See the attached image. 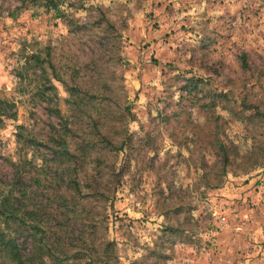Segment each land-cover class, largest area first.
Masks as SVG:
<instances>
[{
    "label": "rangeland",
    "instance_id": "obj_1",
    "mask_svg": "<svg viewBox=\"0 0 264 264\" xmlns=\"http://www.w3.org/2000/svg\"><path fill=\"white\" fill-rule=\"evenodd\" d=\"M50 1L0 0L17 231L86 261L64 264L99 243L110 264H264V0Z\"/></svg>",
    "mask_w": 264,
    "mask_h": 264
},
{
    "label": "trees",
    "instance_id": "obj_2",
    "mask_svg": "<svg viewBox=\"0 0 264 264\" xmlns=\"http://www.w3.org/2000/svg\"><path fill=\"white\" fill-rule=\"evenodd\" d=\"M45 1L51 2L50 0ZM52 8L57 11L56 4H52ZM242 60L245 61L244 56ZM196 85L197 82L192 79L186 85L187 90H196ZM3 104L4 102L0 101V114H4ZM29 142L33 144L31 140ZM61 144L59 146L62 148L57 153V157L72 162L75 156L67 150L64 141ZM220 149L222 150L223 164H225L229 158L227 150L224 146H221ZM15 172L12 182L5 184L7 190L2 191L0 194V264H64L62 260L66 258L83 262L85 260L83 255L78 259L68 255L69 249L61 247L63 241L59 237L49 243L46 237H43L46 232L42 235L40 234L42 231H17V226L21 222L24 224L26 220H31V213L26 209H22L26 192L20 189V184L24 179L17 171ZM29 232L30 235H28ZM20 235L23 237L20 238ZM32 238L34 241L38 238V241L34 243ZM28 239H31V245L26 246ZM92 249L93 252L91 251L89 254L87 264H110L114 254L113 243H99L97 246L93 245Z\"/></svg>",
    "mask_w": 264,
    "mask_h": 264
}]
</instances>
